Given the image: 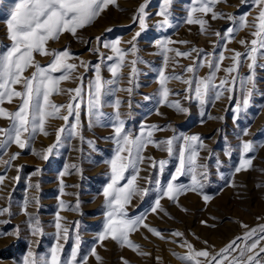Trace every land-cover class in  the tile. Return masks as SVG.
Instances as JSON below:
<instances>
[{"label": "rangeland", "instance_id": "rangeland-1", "mask_svg": "<svg viewBox=\"0 0 264 264\" xmlns=\"http://www.w3.org/2000/svg\"><path fill=\"white\" fill-rule=\"evenodd\" d=\"M19 0H0V50L10 44L7 35L5 21L10 18V13ZM141 4H147V26L145 31L135 41L138 52L136 56L128 55L125 58V66L120 72L119 84L121 91L114 95L104 97L105 105L101 109L106 116H112L115 112L116 100L122 103L119 107L121 118L125 121L128 132L138 134L141 127L157 125L165 128L164 131H155L154 140H165L176 136L199 135L203 140V149L199 152L198 163L207 166L208 178L204 180V188L201 194L188 191L179 196L177 202L168 199L161 200V207L167 212L151 213V207L157 197L156 186L148 185L146 177L159 178L166 184L177 167L176 156L169 157L167 152L159 151L149 145L144 151L145 157H153L155 160L167 161L163 174L149 168L147 159L140 165L137 185L141 188L151 187L149 195L140 198L133 197L131 204L127 206L128 216H146L145 223L157 229L163 238L157 237L141 227L130 234L129 239L139 245V251L146 255L138 254L128 247H121L115 241L106 239L98 242V234L103 230L105 221L104 197L101 194L103 188L109 182V167L106 161L114 154V144L108 140L113 135L105 119L103 125L89 127L87 115V92L89 81L95 78V66L100 65V74L104 80L112 79L109 65L113 63L107 59L101 60L96 49L104 57L113 55L109 49L101 47V43H111L120 40L121 49H129V41L136 32L140 31L138 21H134ZM161 6V0H117L115 5H110L101 16L78 31L79 39L68 33L63 34L58 41H49V51H63L68 49L74 59L69 63L78 65L73 73V78L60 84L61 94H54L50 101L56 105H66L71 101L66 90L83 87V100L81 101V134L83 142L78 137H69L67 132L62 134L60 147L49 155L48 160H43L33 154L43 153L49 146L55 143L57 130L65 125L62 119H49L45 128L48 135L38 134L35 140L25 149L21 150L15 144L6 149V154H0V175L5 179L0 184V208H9V212L0 215V264H23V259L31 250L37 255L48 253L50 246L55 242L54 227L57 213L61 217L63 227L69 229V238L64 243L65 255L71 251L75 237H80V255L87 256V264H98L90 250L95 247L97 255L101 258L99 264H122V258L127 264H181L177 258L188 254L187 244L195 251L207 250L215 255L230 241L243 236L249 229L264 225V59H260L261 49L257 53V67L255 68V80L257 91L250 100L246 110L235 112V106L241 99L239 81L233 93H224L219 99L210 96L209 102L203 107L194 98L189 99L185 89L187 85L177 80H171L167 87L172 94L169 101H179L188 109L186 114H177L167 106L158 105L159 96L156 95L160 87L157 82L159 71L164 68V54H158L160 50L155 46L157 40H171L168 47L179 52H189L192 49L202 50L201 58L208 54V59H218L222 53L226 59L221 64V70L216 73V83L224 78L223 69L231 67V57L235 52L245 53L254 39L251 35L254 27L239 28L226 19L234 16L237 21L246 17L247 23L253 25L258 21L259 7L255 0H220L215 5L214 11L221 13L225 18L212 20L211 14L203 18L208 21L207 31L201 34L199 25L187 24V10L192 6L191 0H173L171 6V28L160 29L156 27L161 19L157 15ZM196 16L201 13L194 14ZM229 27L235 28L234 39L227 42L215 35L220 32L225 35ZM99 37V41L97 38ZM249 42L242 46L240 41ZM227 49V50H225ZM234 50V51H233ZM169 57L165 75H180L184 79L192 77L185 69L197 59V53L192 52L188 58L177 57L175 52H167ZM139 58L142 63H137L138 75L129 83L131 72L130 61ZM238 73L233 76L244 77L249 75L248 64L251 63L243 55ZM51 56L35 54V62L41 66L48 65ZM81 62L88 64L85 69L79 66ZM33 68H29L24 75L31 76ZM207 66L197 69L200 78L207 76ZM59 75V73L55 74ZM80 77L82 79H77ZM131 88L129 94L123 89ZM16 90L21 91L20 85ZM175 93H179L176 95ZM74 95V93L72 94ZM232 96V99H229ZM145 97H152L146 100ZM20 104L19 98H14L11 103L5 101L0 107L8 112H14ZM129 104L131 105L129 107ZM157 111L160 113L156 114ZM66 109H62L59 116L66 115ZM70 122H74L72 117ZM9 120L0 118V128L7 129ZM247 131L248 135H243ZM87 141H93L94 148ZM241 141H250L254 144L255 151L249 153L253 161L249 170L235 173L241 152ZM180 144L177 143L175 151L178 152ZM4 150H0L3 152ZM229 153L226 155L225 153ZM19 153V157L5 164V161ZM219 161V163L217 162ZM75 165L76 167H72ZM67 168V173L62 177L65 185L64 194L59 192V174ZM39 170L38 175H33ZM126 175H128L126 173ZM19 177V179H14ZM39 183V191L29 188L30 184ZM188 174L179 177L177 183L190 184ZM123 183V182H122ZM203 195L211 199L205 203ZM35 197L38 204H30L27 212L37 216L43 230L42 235H32L27 223L28 216L23 214L22 205L25 198ZM73 208L79 204L78 211L60 210L59 202ZM186 209L187 211H182ZM205 221L206 223H201ZM78 224V227H77ZM247 225V228L241 227ZM173 232L183 235L176 237ZM239 244L240 241H237ZM250 243V241H249ZM264 246V241L261 242ZM235 254V253H234ZM264 255V253H262ZM203 260V258H200Z\"/></svg>", "mask_w": 264, "mask_h": 264}, {"label": "snow or ice", "instance_id": "snow-or-ice-1", "mask_svg": "<svg viewBox=\"0 0 264 264\" xmlns=\"http://www.w3.org/2000/svg\"><path fill=\"white\" fill-rule=\"evenodd\" d=\"M117 0H19L15 4L10 13V18L6 19V29L10 44L0 50V105L5 101L11 103L14 98L20 99V104L14 112H8L0 107V118L9 120L7 129L0 128V154H6V149L15 144L21 150L28 147L38 134L48 135L45 125L49 119H62L65 125L57 130L56 141L49 146L43 153H33L43 160H48L49 155L55 149L60 147L62 134L67 132L68 136L78 137L83 142L81 134V101L83 100V87L66 90L70 95L71 101L66 105H56L50 101V97L54 94H61L60 84L73 78V73L78 65L69 63L74 59L72 53L66 48L63 51H49L47 48L49 41H58L59 38L68 33L78 38L79 30L90 26L95 22L101 14L107 10L110 5H115ZM220 0H191V7L187 10L186 23L199 25L201 34L207 31L208 21L204 16L211 14V19L225 18L223 14L214 11L215 5ZM246 2V0H244ZM259 7L258 16L255 18L257 23L249 25L246 17H241L239 21L234 16H227L226 19L239 28L254 27L255 31L251 33L254 39L250 41L251 47L245 53L235 52L231 57L233 64L231 67L223 69L224 78L220 79L219 84L216 81V73L221 70V64L226 57L221 53L218 59H208V54H204L201 58L202 50L192 49L189 52H179L168 47L173 43L171 40H157L155 46L160 50L158 54H164L165 66L159 71L158 83L160 85L156 95L159 96L157 101L160 106H167L173 109L177 114H186L188 109L184 108L179 101L170 102L169 95L172 94L167 87V83L171 80H177L187 85L185 89L188 98H194L203 107L209 102L210 96L214 94V99L219 100L224 93H233L236 89L237 82L241 90V99L237 102L234 111L240 112L249 107L252 96L257 91L255 80V68L257 67V53L264 49V0H255ZM173 0H161V6L157 15L161 19L157 22L156 27L160 29L171 28L172 12L171 6ZM147 4H141L138 8L134 21H138L140 31L136 32L130 44L129 49H121L119 47L121 41L115 40L111 43H101V47L109 49L113 55L104 57L97 48L96 52L101 60L107 59L112 61L109 65V72L112 79L104 80L100 74V65L95 66V78L89 81L87 92V115L89 118V127L95 125H103V121H110L109 125L113 130V135L108 138L114 144V154L106 163L109 167V182L102 190L104 197V226L103 230L98 234V242L102 243L106 239L115 241L121 247H128L136 251L138 254L146 255L139 251V245L134 244L130 239V234L144 227L153 235L163 238L162 234L155 228L145 223L146 216H137L131 218L128 216L126 208L131 204L133 197L139 196L143 198L152 191L151 187L141 188L137 185L139 178L140 165L147 159L150 161L149 168L157 170L161 175L166 167L167 161H157L153 157H145L144 151L151 145L159 151L167 152L169 157L176 156L177 167L175 173L171 175L166 184L162 183L159 178L146 177L148 185L155 184L157 197L151 207V213L167 212L161 207V200L168 199L174 203L178 201L179 196L186 194L188 191L201 194L204 188V180L208 178L207 166L198 163L199 152L203 149V140L199 135L176 136L165 140H154L153 133L155 131H164L157 125L148 127L142 126L138 134L128 132L125 127V121L121 118L119 107L120 100H116L115 104L109 105L114 107L115 112L112 116H106L102 112L105 105L104 97L114 95L115 92L121 91L116 85L119 84L120 72L125 66V58L128 55L136 56L138 49L135 41L145 31L147 26ZM201 13L196 16L194 14ZM235 28L229 27L225 30V35L216 32L215 35L221 39L231 42L234 39ZM99 41V37L97 38ZM242 46H247L249 42L240 41ZM227 50V49H225ZM175 52V56L188 58L192 52L197 53V59L193 60L192 65L185 69L186 73H191L192 77L184 79L180 75L167 76L165 70L169 57L167 52ZM35 54L41 56H51V62L46 66H41L35 62ZM244 56L251 63L248 64L249 75L244 77L233 76L232 73H238L242 63L240 57ZM260 59H264V52H260ZM143 61L139 58L130 61L131 72L129 75V83L133 82V78L138 75L136 68L137 63ZM79 66L87 69L88 64L81 62ZM207 66L209 73L207 76L200 78L197 75V69ZM264 67V65H260ZM33 68L31 76H25L24 73ZM59 73V75H55ZM77 79H82L76 77ZM20 85L22 90H16V86ZM131 94L132 89H123ZM74 93V95H72ZM179 95V93H175ZM146 100L152 97H145ZM232 99V96H229ZM131 105L129 104V107ZM66 109L67 114L59 116L58 113ZM156 114H160L158 111ZM70 117L74 122H70ZM243 135H248L245 131ZM90 147L94 148L93 141H87ZM180 144L179 151H175L176 144ZM264 146V145H262ZM255 151L254 144L250 141H241L240 152L241 158L235 173L249 170L253 157L249 153ZM228 155L229 153H225ZM19 157V153L13 154L9 161L5 164H11L12 161ZM219 163V161H217ZM72 167H76L73 165ZM67 173V168L59 174L60 187L59 192L64 194L65 185L62 177ZM126 173L128 175H126ZM39 170L33 175H38ZM188 174L190 184L184 185L177 183L179 177ZM5 177L0 175V184L3 183ZM14 179H19L16 177ZM123 182V183H122ZM30 190L39 191L40 185H29ZM211 198L203 195V200L207 203ZM30 204H38V200L33 197L25 198L22 205L23 214L28 216V225L32 235H42L43 230L40 226V220L37 216H32L27 212ZM60 210L78 211L79 204L73 208H69L61 200L59 202ZM9 208H0V215L9 212ZM182 211H187L182 209ZM201 223H206L202 221ZM54 227L56 233L55 242L50 246L48 253L45 255H37L31 250L23 259V264H87V256L80 255V237L77 233L74 245L71 251L65 255L64 243L69 238V229L61 224V217L57 213ZM78 227V224H77ZM241 227L247 228V225L241 224ZM171 235L180 237L183 234L173 232ZM63 241L64 243H61ZM237 241H240L238 244ZM250 241V243H249ZM264 225L257 228L249 229L241 237H237L230 241L228 245L222 248L215 255L207 250H193L190 244L185 245L188 248V254L178 256L181 264H264ZM93 257L96 258L98 264L101 261L97 255L95 247L90 250ZM235 253V254H234ZM200 258H203L201 260ZM122 264H127L122 258Z\"/></svg>", "mask_w": 264, "mask_h": 264}]
</instances>
